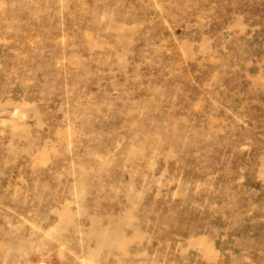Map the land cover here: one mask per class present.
<instances>
[{"label":"rangeland","instance_id":"374dc122","mask_svg":"<svg viewBox=\"0 0 264 264\" xmlns=\"http://www.w3.org/2000/svg\"><path fill=\"white\" fill-rule=\"evenodd\" d=\"M0 264H264V0H0Z\"/></svg>","mask_w":264,"mask_h":264}]
</instances>
